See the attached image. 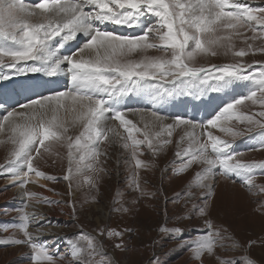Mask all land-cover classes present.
Segmentation results:
<instances>
[{"label":"snow or ice","instance_id":"6c2138e0","mask_svg":"<svg viewBox=\"0 0 264 264\" xmlns=\"http://www.w3.org/2000/svg\"><path fill=\"white\" fill-rule=\"evenodd\" d=\"M237 41L244 46L237 47ZM257 54L264 55V6L248 0H0V82H18L16 94H25L17 107L0 103V145L8 148L0 176L8 179L7 187L21 189L24 201L13 209L19 213L14 222L0 225V246H27L32 264L62 259L117 264L104 242L117 239L113 248L125 251L124 236L131 229L98 226L86 233L81 227L72 236L57 237L66 245L61 251L42 239L50 226L46 214L28 209L64 205L77 220L76 189L84 183L89 188L81 209L99 204L108 149L119 146L127 153L121 162L129 171L130 199H116L109 213L130 215L160 192L150 190L141 173L175 144V162L165 171L177 178L193 174L171 199L173 204L183 200V210L156 226L150 246L174 242V251L189 254L188 264H264L251 254L254 247L264 248V238L242 242L212 216L221 179L264 194V185L256 183L264 176V160L238 159L264 151V62L245 59ZM217 56L231 62H199ZM61 78L62 89L48 87ZM231 93L237 94L206 120L165 111L182 98ZM133 98L150 107H128ZM215 129L231 139L215 135ZM250 133H255L248 137L253 146L236 150V138ZM145 150L150 161L141 158ZM49 160L66 162L62 177L42 170ZM58 179L68 184L67 201L28 190L32 183L54 191L40 181ZM194 218L202 228L190 235L185 221ZM150 264H160L155 252Z\"/></svg>","mask_w":264,"mask_h":264},{"label":"rangeland","instance_id":"374dc122","mask_svg":"<svg viewBox=\"0 0 264 264\" xmlns=\"http://www.w3.org/2000/svg\"><path fill=\"white\" fill-rule=\"evenodd\" d=\"M248 2L255 7L264 6V0H248ZM241 46L244 45L240 41H237V47ZM245 59L250 62H264V55H250ZM199 62L205 65L220 64L231 62V57H210L206 60L201 59ZM7 83L12 82H0V91L4 84ZM244 91L246 90L237 89V93ZM237 93H231L229 95H235ZM231 98L232 97H229L227 99ZM203 100L197 101L199 102L198 105H200L199 113L203 114L204 119H206L208 115L207 111H212L215 107L220 105V100L221 104L225 102L222 94H211ZM139 101H141V104L138 105L144 106V108L150 107L147 101L146 103L142 100ZM194 101L195 100L191 98H182L177 100L174 105L178 106V104L183 103L189 106L190 103H193ZM0 103L4 104L2 100ZM212 103H214L213 106ZM12 104L14 103H8L7 107H14ZM171 109H173V107L167 111ZM179 109L185 116L194 118V116L190 115L186 110L184 111L182 108ZM130 118L136 120L134 117ZM235 126L239 130H243L245 127L244 125ZM213 132L215 135H220L222 139H231V137L220 133L218 129L213 130ZM72 134L75 135L76 132L74 131ZM254 134L255 133H250L243 137H237L234 143L236 150L240 151L251 148L255 142L251 141L248 137ZM178 135L179 130L174 134V140L178 139ZM3 138V136H0V139ZM63 151L64 150L61 149L62 153ZM174 151L175 144L167 150L166 155H161L159 157L156 161V166L153 169L141 173L144 179L150 182L148 184L150 190L156 191L157 189H160V192L155 199L142 201L140 204L136 205L135 208L138 210L130 215L122 216L117 213H109V207L113 205L116 199L121 196L124 200L130 199L128 194L129 171L121 162L127 153H122L119 146L108 149L109 157L104 165L107 172L103 175L102 181H98V198L100 203L91 207L85 205L81 209V201L84 195L89 192V188L88 185L84 183L81 187L76 189L75 201L78 209H80L79 218L77 220H73L69 215H65V217L62 216L59 219L56 217L49 218L47 216L46 213L49 211L53 212V208L55 207L62 206L68 210L64 205L51 206L46 203L36 205L41 206L44 209L41 213H45L48 217L50 221L49 227H61L57 237L72 236L74 233L80 231L81 227L86 233L93 232L98 226H107L117 230L131 229L132 231L126 232L124 236V241L126 243L125 251L113 248V244L119 242L117 239L105 240L104 242L105 251L115 258L117 264H150L153 252H155L158 257L160 264H188L189 254L180 250L174 251V242H168L164 247L157 246L156 248H152L150 246V241L157 235L155 231L156 226L166 220H173L175 214L183 210V200L173 204L171 203V199L174 194L181 192V190L186 187L193 174L192 172H189L187 175L177 178L169 171H165V169H170L175 162ZM7 154L8 148L5 145H0V164L5 163ZM141 158L145 161H150L152 159L150 154L147 153V150H145V155ZM238 159L249 161L264 160V151H248L245 152L244 156L238 157ZM40 167L48 174L59 178L65 174L66 162L61 163L58 161L56 164H52V161L49 160L48 164L42 163ZM43 181L42 184H46L48 188L54 190L49 191L50 199L58 201H67L70 199V190L66 181L62 179H58L57 181ZM256 183L258 185H264V176H258ZM8 184V179L4 176H0V193L8 192L13 194L10 198H12V201L14 200L12 203L0 201V225L14 222V218H17L19 213L13 211V209H19L24 202L23 199H20L21 194L14 192L17 191L14 189L19 188L7 187ZM28 190L38 192L39 186L29 183ZM262 204H264V194H259L257 189L249 191V189L243 186L240 182L233 184L221 179L216 188L212 216L218 223H222L230 230V232L234 233L240 241L259 240L260 238H264V208L261 207ZM6 208L8 214H5L6 211L3 212V209ZM165 209H167L166 215L164 214ZM185 227H187L188 232L191 235L194 233V230L202 228V225L198 219L194 218L191 221H185ZM31 230L32 229L30 228V231ZM57 237H54L52 240H58L60 242V247L50 246L53 248H59L63 251L66 247L64 240L57 239ZM10 250L14 251L12 252ZM251 254L256 257L257 260H260L264 258V248L254 247ZM236 255H239V253ZM29 256L30 249L27 246H0V264H32ZM58 264H67V260H59Z\"/></svg>","mask_w":264,"mask_h":264},{"label":"bare ground","instance_id":"6f19581e","mask_svg":"<svg viewBox=\"0 0 264 264\" xmlns=\"http://www.w3.org/2000/svg\"><path fill=\"white\" fill-rule=\"evenodd\" d=\"M62 84H64V79L63 78H61V81H60L59 85H62ZM53 86H54V84L48 85L49 88H53ZM19 89H20V84H18V82L17 83L4 84L2 90L0 91V101L2 100L4 102L5 107H7L8 103H11V102L14 103V104H12V106L15 107V106H17V101H19V102H23L24 101L23 99L25 98V94L23 92H20L19 95L16 94ZM37 91L44 92V91H46V89L40 88ZM133 99H135V98H133ZM198 101H200V100H198ZM198 101L195 100L193 103H190L189 106H187V105H185L183 103L182 104H178V107L182 108L184 111L186 110L190 115H192L194 117L195 116L197 117L198 115H200L199 114V109H200L199 106L200 105H198V103H199ZM144 103H146V101H144ZM213 105H214V103H212V106ZM170 108L171 107L168 106L165 109V111H167ZM134 118L138 119L136 117H134ZM40 182L43 183L44 181L41 180ZM14 190H17V191H14L15 193L21 194V189H14ZM38 192L41 193L43 197L49 198V196H50V192L48 190H46V189H43V188L39 187ZM11 196H13V194H10L8 192L0 193V201H5V202H8V203H12L14 200L12 201V198H10ZM20 197H21V195H20ZM20 199H22V198H20ZM62 209H63V211H62ZM6 210H7V208L3 209V212L6 211ZM33 210H35L36 212L41 213L44 209L41 206H37V205H35V209H33L32 207H30L28 209V211H30V212L33 211ZM67 213H68V210H66L64 207L61 206V207L53 208V212L49 211L46 214H47V216L49 218L56 217V218L59 219L62 216L65 217V215H67ZM60 228L61 227H52V226L49 227L48 229H46L47 234L44 235L42 237V239L46 240L49 245L60 247V242L58 240H54V241L52 240L54 237L55 238L57 237V234L59 233V229ZM10 251L13 252L14 250H10Z\"/></svg>","mask_w":264,"mask_h":264}]
</instances>
